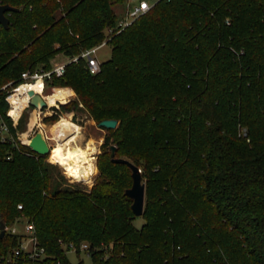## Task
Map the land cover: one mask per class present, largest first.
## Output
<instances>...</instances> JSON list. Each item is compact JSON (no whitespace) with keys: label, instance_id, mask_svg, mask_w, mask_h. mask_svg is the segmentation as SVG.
<instances>
[{"label":"trees","instance_id":"obj_1","mask_svg":"<svg viewBox=\"0 0 264 264\" xmlns=\"http://www.w3.org/2000/svg\"><path fill=\"white\" fill-rule=\"evenodd\" d=\"M124 1L0 0L18 9L0 27L1 218L34 225L42 264H72L60 241L88 243L91 264H264V0H159L107 42L100 74L79 60L46 82L77 94L60 112L82 105L97 124L117 121L89 192L53 184L54 167L17 140L7 91L22 73L49 70L55 44L66 57L99 45ZM122 78L125 93L142 88L138 98L104 94ZM112 146L155 187L140 230L120 174L132 185L131 172L111 163ZM16 247V236L0 240V253Z\"/></svg>","mask_w":264,"mask_h":264},{"label":"rangeland","instance_id":"obj_2","mask_svg":"<svg viewBox=\"0 0 264 264\" xmlns=\"http://www.w3.org/2000/svg\"><path fill=\"white\" fill-rule=\"evenodd\" d=\"M144 1L147 2L149 5H153L159 0H144ZM124 9L125 8H124L123 4L113 6V10L119 18H122L124 16ZM53 48L56 51H55L53 57L49 60V66H51L52 64H58V63L63 62L65 60V57H66L63 54V51L60 50V47L57 44H55L53 46ZM112 48H113L112 46L105 45L102 48H100L95 55V58L97 59V61L100 64V72H101V65L110 58L111 53H112ZM38 67H41V66H38ZM100 72H99V74H100ZM97 82H100L99 84H101L102 80L97 81ZM123 84H129L126 86L130 87V82L127 79L122 78V79H120L119 87L117 86V84H113V85L111 84V88L108 91L107 90L104 91V94L109 96L111 99L116 98V97H128V96H130L131 98H134V97L138 98L139 97V95L141 94L142 88H133L131 93H129V92L125 93V91H124L125 86ZM7 85H11V84H7ZM45 93L47 94V96L51 95V94H55V95H58L60 97L59 100L54 101L50 106H48L49 107L48 110L46 109V111H44L45 118H49L51 116H56V118H57L56 121L55 122H45L44 120L37 121L32 126V128H29L28 124H29V119H30V115L32 113V110L28 108L23 112V116L19 120V121H21L20 122L21 128L18 131V135L20 138H22L21 136L23 134L27 133L29 135L32 133V131L35 132L37 130V128L42 129L47 136L48 144L51 147V149L56 145V147L53 151V155L55 157L57 164L55 162H53L54 158L52 157V155H49V156L45 157V159H44L45 164H48V165H51L52 167H54L53 175H52V179L54 181L53 184L56 181V182H60L63 187H69L72 189H80V190H83L85 192H89L94 185L95 179L99 176L98 157L100 155H102L101 145L103 144L104 139L107 136H109V133H108L109 131L105 130V129H98L96 121L82 107V105H78V108L72 113H64V112L62 113L59 111L60 107L62 105H69L70 103H72L74 101H78L77 94H76L75 90H73L72 88H70L68 86H61V85L60 86H51V87L47 88ZM63 120L68 121L69 123H71L72 125L76 126L79 129L78 131L80 132V138L78 141V145H80L81 147H85V145L87 143H91L96 149L95 153H93V155H91L94 158V160L92 161L91 169L80 171L79 173H76L77 176H81L83 174L88 175L89 176L88 182H76V181H74L70 177L71 174L66 175L64 173L63 169L58 165L57 159L59 157V151H58L57 147L59 146V144L64 143V137L60 136L61 131L58 129V124ZM37 123H41L42 128L39 127L37 125ZM110 142L113 143V139H111ZM127 160H129L131 162L130 159H127ZM140 170L142 172V168H140ZM120 174L122 175V178H126V183H124L125 187L130 189L131 188L130 173L128 171L125 172V170H124V172H123V170H121ZM141 175H142L141 183L144 185V205H145L146 201L149 200L148 197H150V195H152V193H154L155 187L153 185H149L148 178H145L143 176V174H141ZM60 176H62L63 180L60 179ZM143 211H144V207H143ZM132 223H133V226L137 230H140L144 222H143L142 218L137 217V218H134ZM9 231L13 232V233H22V232H24V229L20 225H13L9 228ZM68 259L72 264H75L77 261L75 256H73L72 254L68 255Z\"/></svg>","mask_w":264,"mask_h":264},{"label":"built area","instance_id":"obj_3","mask_svg":"<svg viewBox=\"0 0 264 264\" xmlns=\"http://www.w3.org/2000/svg\"><path fill=\"white\" fill-rule=\"evenodd\" d=\"M169 1V0H166ZM124 16L119 19L118 23L113 28H107L104 31V39L103 41L91 48L81 52L79 56L75 57H65V60L58 64H52L49 70L38 69L34 72H24L21 74L20 81L21 84L16 88L7 91L10 85H5L1 88L2 91H7V95L5 97V102L8 104V111L6 112V116L11 120V125L13 128H16L19 120L23 116V112L26 109H31L32 112H35L38 117V121L45 120V113L47 107L44 111H39L36 109H32L29 106L30 97L27 95V103L25 108L22 109L20 116L17 121L14 120L11 115L12 110L15 109V104L10 102V98L14 95L18 94V90L22 87H28L30 85H35L40 82L41 89L38 94L42 100L46 103L45 98L47 94L45 93L47 90L46 82L51 81L53 78H61L63 77L66 67L71 63H77L79 60L85 62L86 68L90 75L95 76L100 72V64L95 58L97 51L103 46L107 45V42L111 39L112 36L119 34L125 28L130 26L136 19L146 14L153 5H149L144 0H125L124 3ZM28 91V90H27ZM26 91V93H27ZM20 95V94H19ZM39 125V123H37ZM37 130H42L37 128ZM36 130V131H37ZM35 131V132H36ZM43 131V130H42ZM30 134L32 136L34 133ZM44 132V131H43ZM46 142L48 144L47 136L44 132ZM8 138V127L6 123L2 120L0 115V141L5 142ZM17 140L20 144L25 145L28 143L25 142L19 137L17 133ZM48 147L50 148L49 144ZM9 159V158H7ZM18 210H22V206H17ZM0 222H3L4 228H0V233H3V237L0 240H4L6 236H16L17 237V247L12 249L11 251H7L5 253H0V264H42L43 261L47 258L45 249L40 245L39 240L36 236V231L34 225L28 221L25 217L21 216L16 218L12 223L5 224L3 219L0 216ZM13 225H20L23 227L24 232L22 233H13L9 231V228ZM61 248L64 250L66 256L72 254L77 259V262H83L84 264H91V249L88 243H81L79 245L75 244H65L63 242H59ZM57 264H60L57 262Z\"/></svg>","mask_w":264,"mask_h":264},{"label":"bare ground","instance_id":"obj_4","mask_svg":"<svg viewBox=\"0 0 264 264\" xmlns=\"http://www.w3.org/2000/svg\"><path fill=\"white\" fill-rule=\"evenodd\" d=\"M40 89V82L35 85L32 84L28 87L20 88L18 90V94L10 98V102L12 104H15V109H13L11 113L15 121H17L22 109L26 106V91L32 90L35 94H39L41 92ZM59 99L60 97L58 95H48L45 98L47 107L50 106L54 101H57ZM37 121V114L35 112H32L28 124L29 128H32V126ZM38 126L41 127V123H39ZM58 129L61 131L60 136L64 137V143L59 144V148L57 147L59 151V157L57 159L58 165L63 169L66 175L71 174V177L75 178L77 182H88V175L83 174L81 176H77L76 173L91 169L92 161L94 160L91 155L95 153V147L91 143H87L85 147H81L80 145H78V141L80 138V132L78 131L79 129L66 120H63L58 124ZM27 135L28 134L26 133L21 136L23 142L26 141ZM55 147L56 145L52 149L50 147L49 155H52V152L54 151Z\"/></svg>","mask_w":264,"mask_h":264},{"label":"water","instance_id":"obj_5","mask_svg":"<svg viewBox=\"0 0 264 264\" xmlns=\"http://www.w3.org/2000/svg\"><path fill=\"white\" fill-rule=\"evenodd\" d=\"M18 12V9L12 8L8 5H0V27L7 30L9 28V19L6 17L8 13ZM27 95L30 97L29 106L32 109H36L39 111H44L47 108L46 103L42 100V98L35 94L32 90L27 91ZM117 127L116 120H104L97 124L98 129L105 130H114ZM26 140L28 141L25 144L32 153L40 156L47 157L50 154V148L45 139L44 132L42 130H37L32 136L27 135ZM115 150L114 146L110 149V161L113 164H122L129 168L131 172V180L132 185L131 188L125 191V195L131 200L130 210L134 217H141L143 214L144 207V185L141 183V171L140 169L132 164L130 161L115 158ZM0 228H4L3 222H0ZM3 237V233H0V239Z\"/></svg>","mask_w":264,"mask_h":264}]
</instances>
